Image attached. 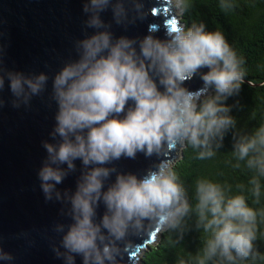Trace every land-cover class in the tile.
I'll use <instances>...</instances> for the list:
<instances>
[{
	"label": "clouds",
	"instance_id": "9594fccd",
	"mask_svg": "<svg viewBox=\"0 0 264 264\" xmlns=\"http://www.w3.org/2000/svg\"><path fill=\"white\" fill-rule=\"evenodd\" d=\"M167 4L178 18L190 8L188 0ZM219 7L228 13L235 4L219 0ZM82 11L88 17L85 28L93 33L76 42L77 59L52 77L57 110L49 136L56 142L42 141L47 155L37 173L45 201L69 206L61 215L71 223L55 226L62 234L59 246L52 247L56 258L64 264H76V257L82 264H121L128 255L130 264H139L147 248L135 239L145 241L155 231L168 234L175 246L195 230L203 234L200 248L176 264H254L261 258L256 242L264 210L258 213L245 195H230L229 186L206 179L196 181L192 203L170 158L190 147L197 159H211L231 133L235 167L242 163L250 173L241 191L260 203L264 123L240 131L231 115L238 102L227 104L245 83V60L222 31H208L203 22L175 25L164 40L151 28L143 38L116 37L113 24L127 28L148 15L144 0H84ZM107 11L112 20L106 23ZM3 51L0 47V93L7 81L12 107L28 106L47 90L49 76L7 70ZM204 68L208 71L201 72ZM196 76L203 82L200 89L184 87ZM4 103L0 98V108ZM138 153L159 160L141 177L108 166ZM77 160L75 190H59L78 171ZM101 205L104 212L97 219ZM133 248L139 250L136 257L129 255ZM13 259L0 246V262Z\"/></svg>",
	"mask_w": 264,
	"mask_h": 264
},
{
	"label": "water",
	"instance_id": "95a60500",
	"mask_svg": "<svg viewBox=\"0 0 264 264\" xmlns=\"http://www.w3.org/2000/svg\"><path fill=\"white\" fill-rule=\"evenodd\" d=\"M83 3L84 0H0V47L4 50V67L26 75L43 72L49 76L47 90L33 97L28 106L12 107L14 98L7 81L0 93L5 102L0 108V246L14 257L9 264H64L62 259L56 258L52 247L59 246L62 236L55 231V226L71 223L68 216L61 215V209L67 211L69 206L45 201L37 173L47 155L42 141L56 142L49 136L55 126L57 110L51 99L52 77L66 63L77 59L76 42L93 33L92 29L85 28L84 21L88 17L82 11ZM144 4L148 15L143 20L127 28L113 24L116 37L143 38L151 28L155 29L157 38L166 39L167 30L175 25L167 0H144ZM102 19L111 22V12L103 13ZM178 24L181 23L178 21ZM207 71V68L201 69V72ZM202 85L196 76L184 87L195 91ZM180 155L181 150L170 158L176 161ZM158 162L156 156L146 158L138 153L135 159L121 158L108 166L141 177ZM75 163L78 171L58 185L59 190H75L81 162ZM114 180L113 175L109 183ZM103 212L101 205L97 219ZM159 236L154 231L149 239L134 242L148 249ZM138 251L133 248L129 255L136 257ZM76 264H82L80 257H76ZM121 264H130L128 255Z\"/></svg>",
	"mask_w": 264,
	"mask_h": 264
},
{
	"label": "trees",
	"instance_id": "16d2710c",
	"mask_svg": "<svg viewBox=\"0 0 264 264\" xmlns=\"http://www.w3.org/2000/svg\"><path fill=\"white\" fill-rule=\"evenodd\" d=\"M189 10L179 18L185 26L203 22L206 30L223 32L226 40L232 45L239 57L245 60L246 80L239 96L230 98L228 105H236L231 115L237 120L240 131H251L264 123V0H232L235 8L228 13L221 11L219 0H188ZM250 81V83H248ZM223 147L208 160H199L192 148L181 150V155L174 161V170L179 181L188 191L189 199L195 203L196 181L210 180L229 186L230 195L243 194L248 198L250 207L258 213L264 210V188L259 204L253 202L248 191L241 188L248 186L250 173L241 163L233 158V139L231 133L226 135ZM258 240L256 247L261 258L254 264H264V215H258ZM174 238V234L173 237ZM169 235H160L158 240L147 249L140 264H176L178 257L195 254L201 246L203 234L192 230L185 234L181 243L169 245Z\"/></svg>",
	"mask_w": 264,
	"mask_h": 264
},
{
	"label": "snow or ice",
	"instance_id": "6c2138e0",
	"mask_svg": "<svg viewBox=\"0 0 264 264\" xmlns=\"http://www.w3.org/2000/svg\"><path fill=\"white\" fill-rule=\"evenodd\" d=\"M173 26H175V25H173Z\"/></svg>",
	"mask_w": 264,
	"mask_h": 264
},
{
	"label": "bare ground",
	"instance_id": "6f19581e",
	"mask_svg": "<svg viewBox=\"0 0 264 264\" xmlns=\"http://www.w3.org/2000/svg\"><path fill=\"white\" fill-rule=\"evenodd\" d=\"M153 245V244H152Z\"/></svg>",
	"mask_w": 264,
	"mask_h": 264
}]
</instances>
